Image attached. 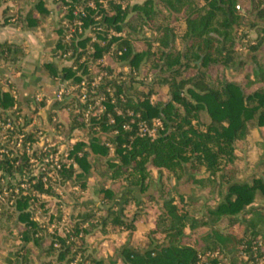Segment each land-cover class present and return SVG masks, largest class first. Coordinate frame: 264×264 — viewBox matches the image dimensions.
<instances>
[{"label": "trees", "instance_id": "trees-1", "mask_svg": "<svg viewBox=\"0 0 264 264\" xmlns=\"http://www.w3.org/2000/svg\"><path fill=\"white\" fill-rule=\"evenodd\" d=\"M54 1L66 7L68 21L56 30L58 59L72 62L60 68L45 62L43 69L52 92L60 83L76 86L72 97L46 108L48 123L57 111H67V121L55 128L69 137L71 162L54 168V181L90 189L95 198L75 194L74 233L55 232L41 247L44 230L32 219L31 200L33 191L49 194L52 188L42 181L44 174H32L28 156L16 165L17 150L8 146L1 154L0 178L17 175L29 188L11 204L8 218L16 213L13 226L22 231L17 244L4 248L6 264H69L82 250L74 249L72 238L85 232V222L95 221L105 233L130 229L136 214L128 217L125 209L145 199L160 206L147 242L125 243L110 257L80 264H264V141L250 135L264 129V0H92V6L91 0ZM45 2L0 0V17L12 13L17 24L36 27L49 13ZM143 27H150L147 37ZM67 30L70 38L64 39ZM15 53L22 56L23 46L0 42L1 64L11 65ZM105 56L114 66L102 63ZM230 75L240 80H229ZM46 98H36L33 91L20 100L14 84L0 78V118H14L21 134L31 126L25 142L36 140L33 121ZM154 121L159 123L154 138L138 134L139 124L151 127ZM18 152H26L25 146ZM97 164L104 168L102 176ZM150 168L175 177L181 203L198 201L186 195L182 187L188 185L208 186L212 203L205 204L200 218L190 208L182 213L171 196L151 190ZM235 226L240 234L231 230ZM198 227L208 228L199 243L184 244L185 228Z\"/></svg>", "mask_w": 264, "mask_h": 264}, {"label": "rangeland", "instance_id": "rangeland-1", "mask_svg": "<svg viewBox=\"0 0 264 264\" xmlns=\"http://www.w3.org/2000/svg\"><path fill=\"white\" fill-rule=\"evenodd\" d=\"M50 2L49 6L52 9V14L55 16L56 21L59 26H67L68 21L65 18L67 9L65 6L58 5L54 0H46ZM103 1V0H102ZM142 0H130V2L136 3L141 2ZM22 4V2H20ZM89 5L92 4V0L88 2ZM243 8H245V3H240ZM206 7L202 6L200 8V14H205ZM12 13L7 14L9 16L8 22L14 24V18L11 17ZM150 28V27H149ZM148 27H143L142 31L145 33L143 36L147 37L151 34V30ZM250 36H254V33L251 32ZM70 33L67 32L64 35V39H69ZM137 48H142L141 42H135ZM64 56H68L67 54ZM102 63H110L111 61L109 56H105L102 60ZM72 61L63 59H58V54L56 57V66L58 68L63 65H70ZM112 66H114L112 64ZM122 71H128L125 67L122 68ZM99 75L96 77L98 78ZM229 80H235L238 82L240 80V76L230 77ZM38 99L41 95L37 96ZM152 101H155L157 97L152 95ZM50 100V99H49ZM48 100V101H49ZM47 101V102H48ZM48 104V103H47ZM101 110L102 108L99 107ZM88 114V110L85 115ZM67 111L59 110L56 112V115L52 117V122H47V114L46 108H41L40 112L34 118L33 123L38 130L35 137L36 139L33 142H25L24 136L30 133L31 126H28L24 129V134H21L18 129V123L14 122L13 129L9 130L6 126H3L6 121L7 116H2L0 118V158L1 154H6L8 149L15 148L17 151L15 154L18 157V162L16 165H19L21 162L24 163L25 160L21 159V156H28V162L30 163V169L32 174H44L45 177L42 178L43 182L51 185V193H37L33 191L35 194V198L31 200L32 206L34 208V214L32 215V219L38 223V227L41 228L42 234L44 235L43 244L41 247L48 246L50 240H52V235L56 232L58 235L64 237L68 233H74L73 228V215L76 213L77 209L74 207L73 202L75 201V194H83V196L90 195L95 198L90 189H86L81 191L79 187L72 184V182H66L62 185L55 182V165L62 163H70L68 160L67 154L70 145V141L68 140L65 132L58 131L55 128L57 123L64 124L67 121ZM14 119V118H13ZM11 118V120H13ZM4 121V122H3ZM17 126V127H16ZM46 126V127H45ZM39 128V129H38ZM250 135L258 140L264 141V129H259L257 132H250ZM25 146L26 152H18L20 148L23 150ZM4 150V151H3ZM252 158V157H251ZM2 160V159H1ZM21 161V162H20ZM104 169V168H103ZM102 167L97 164L95 166V170L103 175ZM1 174V172H0ZM202 174V173H201ZM10 179L8 176L0 178V264H6L7 262L3 260L5 253L4 248H10L13 245L17 244L18 238L20 237L19 232L22 231V226H13V223L16 221V213L13 214L11 219L8 218V215L13 212V207L11 204L15 201L16 198H19L20 195H25L28 192V182L25 179H21L23 184L20 187L19 180L16 178ZM134 180V177H131ZM46 179H50V182H47ZM151 190L154 192H162L165 197L171 196L175 203L180 207L181 212L184 213L187 209L191 211L192 214H195L197 218H200L204 214V206L205 204L212 203V198L214 195L208 192L207 187H198L195 186H183L188 190L187 196L192 200H198L195 204H187V200H183L181 203L180 198L174 192L176 191V179L172 177L171 173H168L167 170L161 169L158 171L157 169L150 168L149 176H148ZM8 183H12V189L9 188ZM26 184V185H25ZM94 184V181L90 179L87 182V186L90 188ZM181 188V186L179 187ZM178 188V189H179ZM158 196V195H157ZM215 200V199H214ZM128 217L134 216L133 227L130 229L115 228L107 233L102 231V227L100 224L95 221L89 219L87 222L83 224L85 227V232H80L76 237H73L76 241L74 245L75 250H80L77 252L76 257L72 258V261L69 264H80V262H85L90 259V257H110L112 254L123 244L130 243L133 246H141L145 244L148 239V233L151 230L155 229V220L159 215L160 206L154 202H149L146 199L143 200L138 206L131 205L125 209ZM100 212L95 211V215L98 216ZM96 224V225H95ZM225 223H220L219 226L223 227ZM208 228L207 227H198L194 232L190 231L188 228H185V237L182 239L184 244H192L195 241L197 242L199 239L198 236L202 235ZM231 230L237 234H240L241 228L239 226L232 227ZM81 237V238H80ZM199 243V242H197ZM36 252V258L40 260L41 256L39 254L40 249H34ZM41 260H45L42 258ZM264 261V260H263ZM262 262V261H261Z\"/></svg>", "mask_w": 264, "mask_h": 264}, {"label": "crops", "instance_id": "crops-1", "mask_svg": "<svg viewBox=\"0 0 264 264\" xmlns=\"http://www.w3.org/2000/svg\"><path fill=\"white\" fill-rule=\"evenodd\" d=\"M49 13L45 15L42 24L36 27H28L27 23H9L5 21L7 14L0 17V42L9 41L23 46V55H12L11 65L1 64L0 78L3 82H12L20 100L26 99L33 91L36 96L46 95V102L50 99L53 85L49 81L43 69V63H56L57 27L58 22L52 14L50 2H45ZM14 72V73H13ZM45 108L50 107V100ZM44 108V107H42Z\"/></svg>", "mask_w": 264, "mask_h": 264}, {"label": "built area", "instance_id": "built-area-1", "mask_svg": "<svg viewBox=\"0 0 264 264\" xmlns=\"http://www.w3.org/2000/svg\"><path fill=\"white\" fill-rule=\"evenodd\" d=\"M90 6H92V4ZM77 12L78 11L75 10L73 13L76 14ZM81 15L84 16V13L82 12ZM75 24H80V23L79 22H76ZM75 88H76V86H74V85H70V84L69 85H66V83H60L58 85L57 89H55L52 92V96L50 98V102L51 101H56V102H64V101H66L67 99H69L70 97H72L73 90ZM79 89H80L79 100H80V102H84L86 100L85 81H81V83L79 85ZM36 98H38V97L36 96ZM152 99H154V98H151V101H152ZM17 121H20V119L17 120ZM13 123H14V119L11 120L9 118V119H6V121L4 122L3 126H6V128H8L9 130H11V129H13V126H14ZM157 126H159V123L157 121H154L151 127H147L144 124H139L138 134L140 136H142V137L154 138L155 133H156ZM1 151L2 150H0V152ZM55 166H56L55 168H58L59 167V163L56 164ZM19 184H20V187L22 185H24L23 184V181H21V180L19 181ZM28 188H29V185H28Z\"/></svg>", "mask_w": 264, "mask_h": 264}]
</instances>
